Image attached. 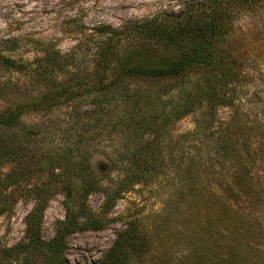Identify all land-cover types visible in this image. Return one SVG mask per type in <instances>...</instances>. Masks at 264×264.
<instances>
[{
    "label": "trees",
    "instance_id": "obj_1",
    "mask_svg": "<svg viewBox=\"0 0 264 264\" xmlns=\"http://www.w3.org/2000/svg\"><path fill=\"white\" fill-rule=\"evenodd\" d=\"M233 1L237 5L253 0ZM200 5L187 7L173 21L153 17L127 21L120 29L99 25L95 34L102 39L88 74L69 69L67 80L57 81L56 71L65 65V57L49 46L34 59V79L44 91L30 103L0 110V214L9 209L5 192L8 186L28 178L33 165L38 166L35 170L48 172V183H70L68 189L74 199L66 204L64 219L49 239L41 236V217L37 213L41 205L33 207L25 217L26 239L0 248V262L27 264L30 254L41 253L46 264H65V235L74 230L103 228L108 221L105 214L98 215L88 208L89 193L103 192L104 213L124 192L165 173L167 167L173 170V177L165 185L164 209L149 222L137 218L126 221L98 264H126L132 257L143 255L153 243L163 245L170 238L183 245L186 260L181 259L180 264H238L239 257L250 260L248 256L258 251L255 244L249 245L262 236L258 221L218 195L206 181L207 176H216L215 184L223 191L242 194L246 199L256 196L248 170L254 152L249 142L238 143L242 125L230 120V128L211 137L214 143L203 157L191 154L196 135L201 140L208 136L200 125L176 136L169 129L171 123L199 106L210 109L227 103L221 89L237 76L233 70L237 57L223 45L231 29L232 6L228 0H203ZM107 29L112 30L109 35L105 34ZM0 55L3 66L21 68V63ZM195 67L202 71L195 77H183ZM132 76L176 79L169 93H164L128 85L126 78ZM79 96L90 99L94 112H102L100 119L104 114L113 127L119 125L136 138L135 143L112 149L111 169L118 175L109 177L107 185L101 182L104 178L93 170L87 156L67 144L53 153L33 149L31 142L38 131L21 119L25 111L47 112L62 98ZM120 101L124 106L121 113L115 114ZM98 119L99 115L96 123ZM188 144L190 148H186ZM10 163H15L18 170L4 174L3 167ZM102 167L106 170V163ZM226 174L230 180L221 181ZM48 183L34 188L35 196L41 193L45 199L43 192ZM243 224L249 226L243 228ZM255 259L264 264V253H258Z\"/></svg>",
    "mask_w": 264,
    "mask_h": 264
},
{
    "label": "rangeland",
    "instance_id": "obj_2",
    "mask_svg": "<svg viewBox=\"0 0 264 264\" xmlns=\"http://www.w3.org/2000/svg\"><path fill=\"white\" fill-rule=\"evenodd\" d=\"M202 1L0 0V53L3 57H9L22 65L19 70L10 69L3 66L4 60L0 59V110L30 103L44 91L34 79L32 67L36 63L34 59L42 55V50L46 47H52L65 57V65L56 71L57 81L67 80V72L75 69L79 74H88L93 67L95 50L102 39L95 34L99 25L120 29L127 21L153 17L160 21H173L186 12L187 7H200ZM228 1L230 7L232 6L231 29L223 45L237 57L238 63L233 66L237 76L221 89L225 91L227 103L217 104L210 109L199 106L171 123L169 129L172 135L176 136L199 128L200 125L208 136L201 140L198 134L196 135L192 140L194 149L191 154L203 157L207 156L205 151L214 143L211 137L223 129L230 128V120L233 124L242 125L243 132L238 143L249 142L250 149L254 152V159L248 170L255 183L256 196L246 199L242 194H229L215 184L216 176L209 175L206 181L218 195L228 198L244 214L258 221L256 223L260 225L262 236L257 238L258 241L256 239L249 244H255L254 249L258 251L254 250L253 255H250V258L248 256L250 260L244 261L243 257H239L237 262L260 264L261 260L257 261L255 258L258 253H264V0L237 5L233 0ZM110 29L106 30V35L111 33ZM188 71L183 77H195V74L202 70L195 67ZM175 79H148L138 76L126 78L130 86L164 90V93L167 90L169 93ZM79 97L62 98L47 112L25 111L21 119L24 124L33 126L38 131L31 142L33 149L43 150L44 153H48L46 149H49L53 153L57 147L67 144L75 149L76 153L81 152L87 156L93 170L95 168V172L104 178L101 182L107 185L109 177L118 175L111 169L112 149L135 143L136 138L129 134V130L125 132L119 125L113 127L109 123L111 119L104 118V114L100 119L102 112L96 113L92 110L90 99ZM123 106L122 101L118 102L113 112L121 113ZM97 115L99 119L96 123ZM140 132L137 131L136 134ZM190 147L191 144H188L186 148ZM105 163L106 170L102 169ZM35 167L38 166H31L33 171L28 178L11 184L5 191L9 199V209L5 208L0 214V248L26 239L25 217L37 204L41 205L37 212L41 217V236L49 239L64 219L66 204L74 199L68 189L70 183H48V172L43 168L35 170ZM167 168L165 173L159 174L151 181L136 184L124 192L104 213L103 192L89 193L86 199L88 208L98 215L105 214L108 221L103 228H86L67 233L63 251L65 264H98L112 245L116 232L124 227L126 221L137 218L149 222L153 217H157V213L164 209L167 196L165 185L167 186V182L173 177V170ZM12 169L18 170L15 163L6 164L2 171L5 174ZM226 180H230L227 174L221 181ZM44 182L48 183L46 193L43 192L45 199L41 193L35 196L33 190L44 186ZM248 226L243 224L241 227ZM182 246L171 238L163 245L155 242L143 255L132 257L126 264H178L186 260ZM224 254L228 255V252H222V255ZM30 255L27 264H46L43 254ZM0 264H15V261L9 260Z\"/></svg>",
    "mask_w": 264,
    "mask_h": 264
}]
</instances>
